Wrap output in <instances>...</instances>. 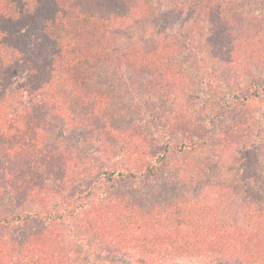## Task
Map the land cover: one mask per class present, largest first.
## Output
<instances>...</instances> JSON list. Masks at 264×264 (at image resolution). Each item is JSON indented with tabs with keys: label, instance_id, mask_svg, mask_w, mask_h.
I'll list each match as a JSON object with an SVG mask.
<instances>
[{
	"label": "trees",
	"instance_id": "1",
	"mask_svg": "<svg viewBox=\"0 0 264 264\" xmlns=\"http://www.w3.org/2000/svg\"><path fill=\"white\" fill-rule=\"evenodd\" d=\"M236 1L195 0L187 4L176 0L175 6L190 12L196 29L210 22V34H217L212 39L227 41L232 53L239 51L234 40L248 47L255 42L264 49L255 21L243 20L232 11ZM144 9V0H0V185L15 191L19 202L35 198L41 203L33 212L0 215V226L16 224L23 229L33 218H69L78 239L91 234L115 253L131 257L129 264H197L202 258L264 264V208L247 202L241 217L232 223L222 216L223 206L233 200L227 185L253 188L259 167L253 155L252 162H257L253 166L249 155L236 159L235 171H241L238 182L230 172L220 178L225 187L221 190L203 188L194 194L185 190L164 202L143 205L118 192L89 208L80 202L77 206L64 204L55 211L41 198L53 194L40 174L65 181L80 161L48 145L44 122L58 123V119L68 129L95 132L105 152L111 150L114 135L128 134L137 148L135 161L123 170H103L108 180L114 173L119 181L154 176L170 150L183 152L202 143L200 137H181L151 146L144 157L147 139L140 145V133L113 122V103L120 95L110 88L122 87L113 73L122 69L135 75L148 73L154 92L176 89L178 69L169 65L176 50L173 43L119 45L115 29L142 15ZM15 74L24 78L20 89L12 87L10 79ZM22 97L28 102L19 107ZM192 175L202 177L196 169ZM18 237L0 235V264H69L60 258V234L53 228Z\"/></svg>",
	"mask_w": 264,
	"mask_h": 264
},
{
	"label": "rangeland",
	"instance_id": "2",
	"mask_svg": "<svg viewBox=\"0 0 264 264\" xmlns=\"http://www.w3.org/2000/svg\"><path fill=\"white\" fill-rule=\"evenodd\" d=\"M175 1L144 0V13L120 25L115 33L124 48L161 40L173 43L176 50L170 55L169 65L178 69L176 89L154 92L148 73L135 75L129 69L113 73L122 86L110 88L120 95L113 103V122L120 128L131 127L140 133V145L147 139L144 157H148L151 146L181 137H200L202 143L183 152L170 150L165 162L160 164V172L154 176L119 181L114 173L108 180L103 170H123L135 161L137 148L128 134L114 135L108 153L100 149L99 135L95 132L68 129L58 119V123L44 122L48 145L80 160L78 169L65 181L40 174L43 185L53 194L50 198H41L56 208L55 211L64 204L77 206L80 202L89 208L118 192L127 194L131 202L148 205L154 200L164 202L185 190L193 194L203 188L221 190L225 187L220 178L227 173L231 172V178L234 176L239 181L241 171H235L236 159L246 155L252 166L257 163L252 162V155L254 160H259L253 188L246 190L238 183L227 185V193L233 200L223 206L222 216L232 223L241 217L247 202H256L264 208V49H259L255 42L248 47L234 40L239 51L230 52L227 41L212 39L217 34H210V22L196 29V24L193 26L190 22V12H181ZM190 2L195 0H186L187 4ZM231 9L243 20H254L257 35L264 38V0H238ZM18 76L12 75L10 80L12 87L20 89L19 82L24 78ZM27 102L22 97L17 105L22 107ZM195 169L202 177L190 176ZM2 170L0 165V175ZM191 178L197 180L191 181ZM0 186V215L40 208V200L29 198L27 202H19L15 191L4 184ZM44 228H53L60 234V258L69 264H129L131 257L115 253L91 234L78 239L69 218L57 221L33 218L23 229L16 224L0 226V235L13 239L28 233L38 234ZM209 262L240 264L226 263L219 258H202L197 264Z\"/></svg>",
	"mask_w": 264,
	"mask_h": 264
}]
</instances>
